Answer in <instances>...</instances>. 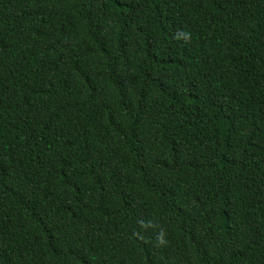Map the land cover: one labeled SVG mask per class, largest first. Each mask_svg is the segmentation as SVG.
Wrapping results in <instances>:
<instances>
[{"label": "trees", "instance_id": "trees-1", "mask_svg": "<svg viewBox=\"0 0 264 264\" xmlns=\"http://www.w3.org/2000/svg\"><path fill=\"white\" fill-rule=\"evenodd\" d=\"M0 264H264V0H0Z\"/></svg>", "mask_w": 264, "mask_h": 264}]
</instances>
